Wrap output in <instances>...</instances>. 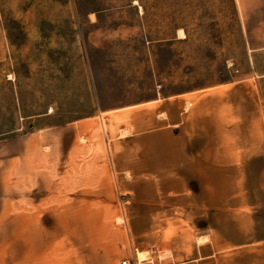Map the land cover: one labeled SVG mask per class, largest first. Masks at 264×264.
<instances>
[{"label": "rangeland", "instance_id": "1", "mask_svg": "<svg viewBox=\"0 0 264 264\" xmlns=\"http://www.w3.org/2000/svg\"><path fill=\"white\" fill-rule=\"evenodd\" d=\"M137 1L0 0V134L123 108L103 114L108 135H129L117 214L98 222L154 246L155 261L209 264L198 237L238 223L264 234V119L209 135L208 119H181V94L245 80L264 112V0Z\"/></svg>", "mask_w": 264, "mask_h": 264}, {"label": "crops", "instance_id": "2", "mask_svg": "<svg viewBox=\"0 0 264 264\" xmlns=\"http://www.w3.org/2000/svg\"><path fill=\"white\" fill-rule=\"evenodd\" d=\"M234 88L245 93L246 110L236 112ZM253 90L245 80H237L196 90L194 95L183 93L181 119H208L203 125L207 134L228 137L235 120L264 119ZM187 98L193 102H187L190 107L183 112ZM106 113L117 117L125 111H102L61 125L33 123L32 129L22 124L0 134V264H165L171 258L155 261L154 246L123 238L119 227V237L107 234L106 225L98 222V217L117 214V184L126 167L119 162L121 142L129 135L127 129L122 130L127 134H118L121 126L108 135ZM81 137L84 143L78 142ZM132 161L131 155V176L137 171ZM226 228L220 238H197L200 246L209 245V264H264V234L245 223Z\"/></svg>", "mask_w": 264, "mask_h": 264}, {"label": "bare ground", "instance_id": "3", "mask_svg": "<svg viewBox=\"0 0 264 264\" xmlns=\"http://www.w3.org/2000/svg\"><path fill=\"white\" fill-rule=\"evenodd\" d=\"M134 5H137V6H139V8L142 10V8H141V6H140V4H139V2L137 1V0H134ZM93 18H94V16H93ZM186 36H185V34H184V32H182V30H179L178 31V35H177V38L178 39H184ZM164 116V115H163ZM128 133V131L127 130H125V131H122L121 132V135H125V134H127ZM126 264H129V262L127 261L126 262Z\"/></svg>", "mask_w": 264, "mask_h": 264}, {"label": "built area", "instance_id": "4", "mask_svg": "<svg viewBox=\"0 0 264 264\" xmlns=\"http://www.w3.org/2000/svg\"><path fill=\"white\" fill-rule=\"evenodd\" d=\"M126 262H127V261H122V264H126ZM128 262H129V261H128ZM129 264H131V263L129 262Z\"/></svg>", "mask_w": 264, "mask_h": 264}]
</instances>
